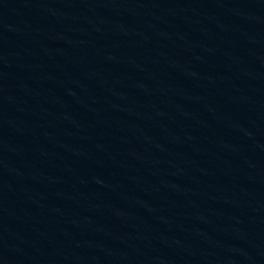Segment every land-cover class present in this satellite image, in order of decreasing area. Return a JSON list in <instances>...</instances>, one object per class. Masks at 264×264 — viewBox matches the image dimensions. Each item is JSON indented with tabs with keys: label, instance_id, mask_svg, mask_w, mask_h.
<instances>
[{
	"label": "water",
	"instance_id": "obj_1",
	"mask_svg": "<svg viewBox=\"0 0 264 264\" xmlns=\"http://www.w3.org/2000/svg\"><path fill=\"white\" fill-rule=\"evenodd\" d=\"M0 264H264V0H0Z\"/></svg>",
	"mask_w": 264,
	"mask_h": 264
}]
</instances>
